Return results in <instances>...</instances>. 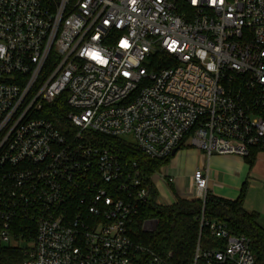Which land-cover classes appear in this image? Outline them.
<instances>
[{
	"label": "built area",
	"instance_id": "2783aa9c",
	"mask_svg": "<svg viewBox=\"0 0 264 264\" xmlns=\"http://www.w3.org/2000/svg\"><path fill=\"white\" fill-rule=\"evenodd\" d=\"M62 95L66 134L39 117ZM90 134L151 160L264 153V0H0V243L25 242L21 264H171L129 238L148 200L135 164ZM192 181L204 202L208 176ZM198 222L190 264L255 263L246 237Z\"/></svg>",
	"mask_w": 264,
	"mask_h": 264
},
{
	"label": "trees",
	"instance_id": "16d2710c",
	"mask_svg": "<svg viewBox=\"0 0 264 264\" xmlns=\"http://www.w3.org/2000/svg\"><path fill=\"white\" fill-rule=\"evenodd\" d=\"M169 58L164 53L153 56L149 69L168 67ZM64 98L65 95L58 98L49 107V111L43 112L39 117L52 121L59 131L66 134L68 129L64 118L69 108L65 105ZM90 136L94 145L116 155L126 168H131L135 164L142 186L148 192L147 202L140 207L129 224L128 234L134 245L147 248L161 257L170 253L171 264H190L199 234L198 218L203 212L205 219L223 222L231 234L246 237L255 258L254 264H264V230L257 224V215L242 208L245 182L234 201L207 194L204 202L198 199H177L174 205L167 206L159 202L152 177L169 163L172 156L151 160L126 138L100 134ZM255 156L256 154L252 153L244 160L248 168L252 167ZM151 221L155 222V227L152 230H144V224ZM210 240L209 235L203 231L201 244L208 246ZM25 249V242L19 246H3L0 243V264H21Z\"/></svg>",
	"mask_w": 264,
	"mask_h": 264
},
{
	"label": "crops",
	"instance_id": "0c3cea01",
	"mask_svg": "<svg viewBox=\"0 0 264 264\" xmlns=\"http://www.w3.org/2000/svg\"><path fill=\"white\" fill-rule=\"evenodd\" d=\"M195 170H202L208 176L209 195L234 201L250 168L243 158L236 155H212L208 158L195 148H181L152 177L159 202L171 206L177 199H188L193 191L192 174Z\"/></svg>",
	"mask_w": 264,
	"mask_h": 264
},
{
	"label": "rangeland",
	"instance_id": "374dc122",
	"mask_svg": "<svg viewBox=\"0 0 264 264\" xmlns=\"http://www.w3.org/2000/svg\"><path fill=\"white\" fill-rule=\"evenodd\" d=\"M126 139L132 141L130 137ZM242 208L248 213H255L258 226L264 230V153H258L255 156L254 163L250 168L245 181ZM145 226L151 229L152 223L147 222Z\"/></svg>",
	"mask_w": 264,
	"mask_h": 264
},
{
	"label": "water",
	"instance_id": "95a60500",
	"mask_svg": "<svg viewBox=\"0 0 264 264\" xmlns=\"http://www.w3.org/2000/svg\"><path fill=\"white\" fill-rule=\"evenodd\" d=\"M177 150H174L171 154V156H174L176 154Z\"/></svg>",
	"mask_w": 264,
	"mask_h": 264
}]
</instances>
